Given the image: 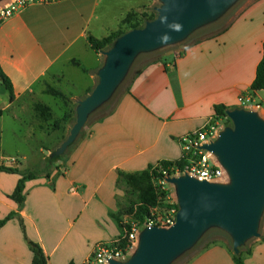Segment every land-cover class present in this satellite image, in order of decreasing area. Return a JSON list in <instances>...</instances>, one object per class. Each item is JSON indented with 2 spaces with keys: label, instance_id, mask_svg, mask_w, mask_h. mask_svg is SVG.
Instances as JSON below:
<instances>
[{
  "label": "crops",
  "instance_id": "0c3cea01",
  "mask_svg": "<svg viewBox=\"0 0 264 264\" xmlns=\"http://www.w3.org/2000/svg\"><path fill=\"white\" fill-rule=\"evenodd\" d=\"M116 2L30 3L0 26V64L15 94L11 101L0 77V165L37 174L26 180L21 204L13 195L22 175L0 170V219L12 214L0 227V264H32L30 242L41 246L49 264H85L97 244L127 232L115 217H126L118 214L121 174L181 159L184 136L216 117L218 104L240 107L239 97L244 95L253 99L249 108L262 106L257 102L264 99V89L254 92L251 86L264 52V0H249L224 27L189 46L179 43L164 49L138 69L114 106L75 146L65 167L43 173L35 169L36 163L24 168L6 155L5 136L21 132L15 122L21 120L23 109H34L36 88L58 65L65 68L57 71L65 78L73 69L89 77L104 54L91 47L88 37L101 39L117 29L109 26L116 7L122 12L118 24L128 14L129 7ZM89 50L96 54L93 66L86 64ZM103 63L104 59L96 76ZM32 123L31 135L55 132L34 110ZM44 147H39L41 161L48 157ZM124 220L131 224L127 217ZM186 264L236 263L228 244L219 241ZM245 264H264V231Z\"/></svg>",
  "mask_w": 264,
  "mask_h": 264
},
{
  "label": "water",
  "instance_id": "95a60500",
  "mask_svg": "<svg viewBox=\"0 0 264 264\" xmlns=\"http://www.w3.org/2000/svg\"><path fill=\"white\" fill-rule=\"evenodd\" d=\"M5 0H0V4ZM157 16L141 28L131 29L103 50L94 89L77 100V117L70 134L49 157L58 159L76 141L93 111L107 101L133 62L143 54L184 42L196 31L221 20L237 0H159ZM173 24H180L175 31ZM164 37H170L164 40ZM232 126L222 128L215 140L202 145L223 166L225 181L201 180L188 173L168 176L179 206L176 222L145 226L134 251L110 264H171L190 250L212 228L226 232L236 254L253 237H260L264 213V117L256 109L226 111Z\"/></svg>",
  "mask_w": 264,
  "mask_h": 264
},
{
  "label": "rangeland",
  "instance_id": "374dc122",
  "mask_svg": "<svg viewBox=\"0 0 264 264\" xmlns=\"http://www.w3.org/2000/svg\"><path fill=\"white\" fill-rule=\"evenodd\" d=\"M116 1V3L119 5L122 4L124 5V7H129L128 13L131 12L137 14L151 13L153 11H156L154 8L161 4L159 0ZM248 1L249 0H237L235 5L221 20L208 27L196 31L188 39L182 42L183 44L181 45L189 46L197 40L208 36L214 31L224 27L236 15L237 10ZM116 8L117 10L111 11V19L113 20V22H111L109 26L112 29L117 28L119 26L117 20L119 15L122 13L121 10L118 9V7ZM127 9L128 8H126L125 10ZM170 47L164 49H169ZM164 49L158 50L151 54H143L137 57L124 79L115 88L110 98L105 101L99 108L92 112L86 125L77 137L76 141L71 143L66 149V151L58 159L51 160L49 157L50 153L57 147H59L62 142L67 139L72 129V126L76 122L78 105L77 100L85 98L89 94L88 91H92L96 86L98 78L95 75V72L101 65L104 59V55L100 54V62L89 72V77L80 70L73 69L70 72H67V78H65L60 73H57L59 69L65 68L61 65H58L56 70H54L53 73H51L46 79L41 81L39 83V86L35 90V95L38 98L36 99V101L43 102L44 104L50 106L55 114V120L54 122H51V126H49L48 123H46L45 126L47 128H51L54 127L55 123H57L58 129H56L54 133L50 134L39 131L37 133L35 132V135H31L28 130V125L31 127V125L34 124L32 123L34 109L31 110L29 107H26V109L22 110L23 113L20 114L21 120H19V122H15L16 125L18 124L17 127H19L18 129H20L21 132H16L18 136H16L13 132L9 133L4 138V148L6 155L17 158L19 162L23 163L24 168H29V166H33L36 163L37 165L35 169L38 168L37 171L42 173L46 171H51L55 168L65 167V163L68 159V156L73 151L75 146L88 133V130L92 126V124L96 120L104 116L107 112H109V110L114 106L119 97L128 88L130 80L138 71V69H140L144 64L148 63L149 61L160 57L162 53L166 51ZM95 58L96 54L94 50H89V53L86 56V64L91 66L95 65ZM54 90L62 91L65 94V97L55 95ZM262 97L264 98V95ZM258 101L259 102L257 103L261 102L262 106L260 108H252L260 110L261 114L264 116V99H258ZM218 121L222 128L233 125L232 120L229 117L221 118ZM19 123L21 126L19 125ZM40 145L46 146V148L44 147L45 150L43 151V153L45 155H48V157L44 161H41L42 153L39 149ZM47 148L51 149L50 153H48ZM128 174H133L135 176V182L137 185L132 184L128 181L126 173L120 175L119 188H121L122 190V198H120L122 206L118 212L120 216L124 215L127 217V219L129 220L128 223H132L134 221V215L137 212L139 205L142 203V198L153 202H148L149 204L147 205L150 209V212L154 209H161L166 206H169L171 202H177L174 186L169 182L166 184H162L161 180H159L153 175L152 169H147L139 173ZM162 190L167 193L166 197L162 195ZM162 196L163 198L161 199ZM154 200H156V202H154ZM126 217L123 218L124 222V219H126ZM259 230L261 233L260 237H262V233L264 231V213L260 221ZM260 237H253L249 239L247 243L242 247V250L246 252L247 250L252 249L253 245L255 244V242L258 241ZM219 241H224L228 244V246H232L233 248L232 239L226 232L218 228H212L208 230L190 250L184 252L182 255L177 257L171 262V264H186L200 250Z\"/></svg>",
  "mask_w": 264,
  "mask_h": 264
},
{
  "label": "built area",
  "instance_id": "2783aa9c",
  "mask_svg": "<svg viewBox=\"0 0 264 264\" xmlns=\"http://www.w3.org/2000/svg\"><path fill=\"white\" fill-rule=\"evenodd\" d=\"M51 1L56 0H7L0 5V26L4 20L30 3H46ZM252 103L253 99L251 97L244 95L239 97L240 107H248ZM256 105L260 106L259 104ZM221 129L222 126L219 121H214L212 118L199 129L185 135L182 139V157L186 162L182 167H173L172 171L174 173L172 174H169L167 170H163L164 178L161 180V183H168L166 180L168 176H178L185 173L201 180H227V174L223 166L210 151L202 148V145L215 140ZM178 210V203L171 202L169 206L151 211L144 221L134 220L130 225V229L127 230L123 237L97 244L85 264H110V259L122 260L128 258L136 247L139 234L145 226L169 227L176 222Z\"/></svg>",
  "mask_w": 264,
  "mask_h": 264
},
{
  "label": "trees",
  "instance_id": "16d2710c",
  "mask_svg": "<svg viewBox=\"0 0 264 264\" xmlns=\"http://www.w3.org/2000/svg\"><path fill=\"white\" fill-rule=\"evenodd\" d=\"M156 16H157L156 11H153L151 13H142V14L130 12L121 20L117 29L112 31L108 36L99 39L94 37L93 35H90L88 37V41L91 47L96 52L99 53L110 47L114 43V41L125 32L131 29L143 27L147 20H152ZM0 77L2 78L4 85L6 86L7 90L10 93L11 101H13L15 98L14 86L10 77L4 72L1 64H0ZM251 88L252 91L254 92L264 89V52H263V58L257 67L256 77L252 83ZM90 92L91 90L88 91V93ZM54 93L55 95H59L60 97H65V94L62 91L54 90ZM215 110H216V117L213 118L214 121H218L221 118H228L226 114V111L228 110L226 105L218 104L215 106ZM34 111L45 123H48L49 126H51L50 125L51 122H54L55 120V114L52 108L42 102H37L34 104ZM50 129L53 130L58 129L57 123H55L54 127H51ZM185 162L186 160L183 157L178 160H163L160 161L157 165L150 166L149 169H152V173L155 177H157L159 180H162L164 178V174L162 172L163 170H167L169 174H172L174 173V171H172L173 167L175 166L182 167L185 164ZM0 170L20 173L22 175L13 195L14 198H16V200H18V202L22 204L25 201V195H24L25 182L28 179L36 178L37 174L30 170L21 171L18 168L7 167L4 165H0ZM126 175L130 183L137 185L135 182V176L133 174H126ZM161 193L163 196L165 197L167 196V193L165 191L162 190ZM163 196L161 197V199L163 198ZM148 202L153 203L152 201H148L147 199L142 198V203L139 205L137 212L134 215L135 221H144L145 218L150 215V209L147 206L149 204ZM154 202H156V200H154ZM11 217L12 214L8 215L4 219H0V227L3 226ZM115 217L122 227H125L127 230L130 229V225L124 224L123 221L118 216L115 215ZM30 246L33 251L32 264H49L48 257L45 255L43 249L39 244L30 242ZM228 249L232 252L236 264H245V256L247 254L248 255L251 254V249L247 250L246 252L242 250L239 254H236L234 252L232 246H228ZM69 264H75V263L72 261Z\"/></svg>",
  "mask_w": 264,
  "mask_h": 264
},
{
  "label": "clouds",
  "instance_id": "9594fccd",
  "mask_svg": "<svg viewBox=\"0 0 264 264\" xmlns=\"http://www.w3.org/2000/svg\"><path fill=\"white\" fill-rule=\"evenodd\" d=\"M171 27L175 31H180L182 26L180 24H173ZM168 39H170V37H164V40H168Z\"/></svg>",
  "mask_w": 264,
  "mask_h": 264
}]
</instances>
